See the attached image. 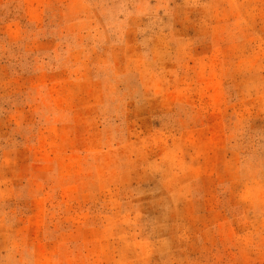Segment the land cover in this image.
<instances>
[{"label":"rangeland","instance_id":"obj_1","mask_svg":"<svg viewBox=\"0 0 264 264\" xmlns=\"http://www.w3.org/2000/svg\"><path fill=\"white\" fill-rule=\"evenodd\" d=\"M0 264H264V0H0Z\"/></svg>","mask_w":264,"mask_h":264}]
</instances>
